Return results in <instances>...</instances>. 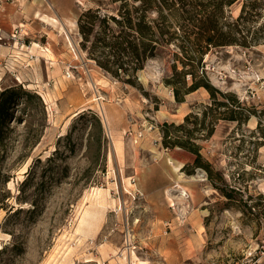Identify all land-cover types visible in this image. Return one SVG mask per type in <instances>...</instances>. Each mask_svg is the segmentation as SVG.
<instances>
[{"label":"rangeland","instance_id":"obj_1","mask_svg":"<svg viewBox=\"0 0 264 264\" xmlns=\"http://www.w3.org/2000/svg\"><path fill=\"white\" fill-rule=\"evenodd\" d=\"M116 6L0 0V93L14 90L0 120V264H264V0H236L218 19L226 30L241 16L234 35L249 47L213 49L202 61L206 82L241 104L237 121L223 120L218 102L237 109L204 88L175 102L164 82L174 45L137 72L139 85L90 59L78 17L116 15ZM39 15L73 19L72 44ZM80 108L101 131L90 115L72 116ZM164 123L168 141L195 127L205 170L186 148L163 146ZM97 188L108 205L94 231L75 235Z\"/></svg>","mask_w":264,"mask_h":264},{"label":"trees","instance_id":"obj_2","mask_svg":"<svg viewBox=\"0 0 264 264\" xmlns=\"http://www.w3.org/2000/svg\"><path fill=\"white\" fill-rule=\"evenodd\" d=\"M99 6L117 4L116 15L103 13L100 8L88 9L77 20L78 31L82 38L81 47L87 51L90 59L105 72L115 78L126 77L125 82L139 85L136 74L145 63L157 56L158 52L174 45L178 51L172 53L171 70L164 82L172 88L176 103H182L185 96L204 88L212 99L219 94L230 101L237 110L229 109L225 102L218 105L226 107L223 120H239L243 110L241 104L229 93H222L206 82L202 61L213 49L227 46L249 47L246 35L236 37L241 16L233 24L223 29L219 17L225 8L236 0H96ZM245 6V5H244ZM248 6H253L248 4ZM244 8L242 9V11ZM233 25L232 27H230ZM249 31H246L248 33ZM190 34L194 37L191 38ZM177 63L181 69H177ZM200 71L201 75H197ZM188 79L191 83L188 84ZM14 90L0 93V120L4 119L7 105ZM23 94V92H22ZM90 115L82 112L79 118ZM189 115L185 116L187 122ZM98 128L101 126L95 118ZM164 147L175 145L186 148L194 156L193 168L206 169L201 163L197 146L192 142L195 127L185 130L186 139L168 141L169 131L163 124ZM211 131L207 133L210 136ZM167 139V140H166ZM12 248H15L12 246Z\"/></svg>","mask_w":264,"mask_h":264},{"label":"bare ground","instance_id":"obj_3","mask_svg":"<svg viewBox=\"0 0 264 264\" xmlns=\"http://www.w3.org/2000/svg\"><path fill=\"white\" fill-rule=\"evenodd\" d=\"M44 23L57 28L59 32H63L65 34V37L67 41L72 44L71 38L69 37L70 31H72L75 28V21L73 19H66L64 22L59 21L55 16H47V15H39L38 16ZM68 43V44H69ZM74 45V44H73ZM99 94V93H98ZM95 95V94H94ZM96 96V95H95ZM102 97L95 98V102L97 105V108L100 110L101 115L106 118V115L104 113V109L102 107V103L99 101ZM85 108H80L75 111V113L72 116H75L76 114L84 111ZM109 133L111 134V130L108 128ZM117 148H119L117 146ZM165 163L169 169V171L172 173L175 182L177 181H184L183 175L180 173L181 164L174 161L173 159L166 158ZM25 172V170H23ZM178 185V184H177ZM181 190H186L184 186H180ZM135 188V186H134ZM188 189V188H187ZM104 191L97 188L94 189V192H92L89 197L86 198V201L83 204V207L80 210L78 221L76 228L74 230L75 235H82L87 236L89 232H92L96 229V221L98 222V219L101 215V212L107 207L108 203L105 197ZM169 204L172 205V199L169 197ZM66 259L60 264H67L65 262Z\"/></svg>","mask_w":264,"mask_h":264},{"label":"crops","instance_id":"obj_4","mask_svg":"<svg viewBox=\"0 0 264 264\" xmlns=\"http://www.w3.org/2000/svg\"><path fill=\"white\" fill-rule=\"evenodd\" d=\"M108 119V118H107ZM108 122H109V120H108ZM110 123V122H109Z\"/></svg>","mask_w":264,"mask_h":264}]
</instances>
